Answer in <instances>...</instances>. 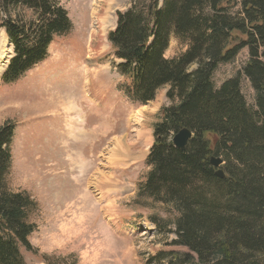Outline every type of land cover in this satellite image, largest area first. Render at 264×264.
<instances>
[{"label":"trees","instance_id":"trees-1","mask_svg":"<svg viewBox=\"0 0 264 264\" xmlns=\"http://www.w3.org/2000/svg\"><path fill=\"white\" fill-rule=\"evenodd\" d=\"M71 28L57 0H0V30L13 48L1 83L16 82L44 61L54 39ZM171 37L186 49L167 59ZM107 40L125 81L119 91L129 101L147 104L166 88L170 102L152 126L148 171L133 203L161 206L169 218L152 213L148 222L172 232V246L186 251H159L146 264H264V0H131L116 12ZM243 49L248 60L241 73L255 110L238 77L219 88L212 79ZM182 129L192 133L185 151L172 142ZM13 130L10 122L0 124V264H25L20 250L34 252V202L5 182ZM212 158L222 159L225 178L216 175Z\"/></svg>","mask_w":264,"mask_h":264},{"label":"rangeland","instance_id":"rangeland-1","mask_svg":"<svg viewBox=\"0 0 264 264\" xmlns=\"http://www.w3.org/2000/svg\"><path fill=\"white\" fill-rule=\"evenodd\" d=\"M57 2L71 31L55 38L47 58L16 82L3 85L0 80V124L14 125L5 182L11 192H25L34 202L29 215L34 252L20 250L25 264H47V259L60 264H146L159 251L185 252L172 246V232L161 233L148 222L152 213L169 218L161 206L133 203L148 171L145 158L151 145L135 137L145 131L152 138L159 110L170 102L166 88L144 105L119 91L125 81L114 68L118 61L107 34L115 26L116 12L126 10L131 0ZM185 49L171 37L164 56L175 58ZM12 57V45L0 30V78ZM247 60L243 49L233 61L219 65L212 79L219 88L238 77L247 106L255 110L254 92L241 73ZM84 65L98 73H84ZM77 109L86 135L74 139L72 123L81 119Z\"/></svg>","mask_w":264,"mask_h":264},{"label":"bare ground","instance_id":"bare-ground-1","mask_svg":"<svg viewBox=\"0 0 264 264\" xmlns=\"http://www.w3.org/2000/svg\"><path fill=\"white\" fill-rule=\"evenodd\" d=\"M112 1H114V2H120V0H112ZM102 23H103V25H105L106 26V22L103 20L102 21ZM108 23V22H107ZM3 37V36H2ZM85 66V68H84V70H82L84 73H89V74H91V75H93V74H95V73H98V71H95V70H91V71H89L87 68L88 67H86V65H84ZM91 69V68H90ZM97 77H99V76H97ZM82 80V79H81ZM87 91V90H86ZM71 96V95H70ZM66 98V97H65ZM70 99V98H69ZM72 100V99H71ZM66 102H68V101H66ZM68 106V105H67ZM71 107V106H70ZM71 109V108H70ZM73 109H74V107H73ZM73 109H71V110H73ZM75 110V109H74ZM77 110H79V109H77ZM76 114H78V115H80V113H81V111L79 110V111H76L75 112ZM75 115V114H74ZM76 116V115H75ZM76 118V117H75ZM79 118H81L80 119V121H76V123L77 124H74V123H72V125H74L75 126V130L72 132L73 134L71 135V136H73V138L74 139H77L78 137L80 138L81 136L83 137V136H85L86 135V132H85V130L83 129V127H81V125H83L82 123L84 122V120H83V116H79ZM74 119L72 118V121H73ZM71 130V129H70ZM79 130V131H78ZM70 132V131H69ZM70 137V136H69ZM71 138V137H70ZM135 138H137L138 140H142V141H144L145 143L147 142V143H150L151 142V138H147V135H146V133H145V131H139L138 133H137V135H136V137ZM122 140V139H121ZM129 141V140H128ZM136 141V140H135ZM137 142V141H136ZM123 143V142H122ZM119 146V145H118ZM121 146V145H120ZM125 146V145H124ZM129 148V147H128ZM111 154H113L112 152H111ZM117 155H119V156H121L122 157V159H125V155L123 154L122 155V153H117ZM127 155H128V153H127ZM110 156V155H109ZM137 157V156H136ZM119 158V157H118ZM117 158V159H118ZM109 159V158H108ZM107 159V160H108ZM129 160H130V158H128ZM110 161V160H109ZM83 168H85V167H83ZM82 167H81V169H83ZM101 174V173H100ZM100 174H98L99 176H100ZM102 175V174H101ZM112 179V178H111ZM105 180V179H104ZM108 180V179H107ZM109 206V205H108ZM105 234V233H104ZM104 238H105V236H104ZM106 242V241H105Z\"/></svg>","mask_w":264,"mask_h":264},{"label":"water","instance_id":"water-1","mask_svg":"<svg viewBox=\"0 0 264 264\" xmlns=\"http://www.w3.org/2000/svg\"><path fill=\"white\" fill-rule=\"evenodd\" d=\"M191 137H192V133L188 129H182L173 136L172 142L176 148H178L181 151H185L187 142L191 139ZM210 163L213 167L217 169L216 175L222 179L225 178V174L221 169L222 165L224 164L222 159L212 158L210 160Z\"/></svg>","mask_w":264,"mask_h":264}]
</instances>
